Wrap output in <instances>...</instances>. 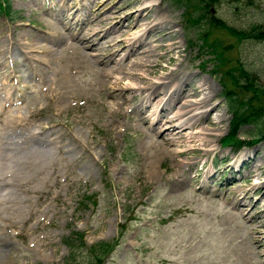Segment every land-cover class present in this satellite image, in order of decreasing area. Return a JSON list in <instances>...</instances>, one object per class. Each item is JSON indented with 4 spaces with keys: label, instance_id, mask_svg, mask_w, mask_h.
<instances>
[{
    "label": "rangeland",
    "instance_id": "374dc122",
    "mask_svg": "<svg viewBox=\"0 0 264 264\" xmlns=\"http://www.w3.org/2000/svg\"><path fill=\"white\" fill-rule=\"evenodd\" d=\"M4 1L11 11H0V264H86L85 248L70 262L63 238L80 230L86 245L115 240L130 212L134 218L127 221L109 264H264L251 222L252 215L264 214V197L257 200L264 188L255 194L249 190L250 164L239 171L231 165L242 153L264 154V138L252 136L264 114L258 126L245 123L237 131L244 141L256 138L251 148L235 151L221 143L232 117L223 91L253 104L258 100L254 89L264 94V0H201L207 14V23L199 27L206 26L204 39L197 36V26H189L183 5L149 2L164 9L173 27L170 41L158 42V57L138 55L148 64L138 78L141 84L149 85L182 61L183 71L196 74L189 88L206 78L217 90L210 122L202 120L213 144L191 133L173 145L163 143L168 132L163 138L158 126L152 130L153 107L136 114L141 94L126 93L122 102L109 96L127 79L104 76L100 60L91 55L95 50L66 30L70 24L79 28L78 38L98 39L114 20L88 16L86 0H46L45 6L35 0ZM62 1L75 14L67 25L47 14L52 11L47 5ZM114 3H131L117 20L138 6L136 0H103L102 5ZM141 22L125 20L122 30L99 41L98 52H120ZM252 31L261 37L242 34ZM42 44H55V50L37 52ZM136 57L124 59L125 68ZM200 96L198 91L185 97ZM215 114H223L221 123H214ZM222 160L230 161L213 172L211 163ZM243 195L248 207L238 206Z\"/></svg>",
    "mask_w": 264,
    "mask_h": 264
},
{
    "label": "bare ground",
    "instance_id": "6f19581e",
    "mask_svg": "<svg viewBox=\"0 0 264 264\" xmlns=\"http://www.w3.org/2000/svg\"><path fill=\"white\" fill-rule=\"evenodd\" d=\"M150 1L151 0H136L138 6H136L133 11L126 13L123 18L117 20L115 17L116 14L124 7L130 6L131 3H126L125 5H122V3H114L112 6L106 8L102 5L103 0H101L100 5L93 9V4L96 2V0H86L85 5L88 10V16H91L95 13V17H103L105 20H114L113 24L108 26L98 39H94L91 36H83L78 38L79 28H75L70 24V26H66V30L69 33V37L71 36L72 38H77L80 45L83 44L84 48H88L92 52L95 50V53L90 54L92 56L95 55L98 60H100L99 63L103 65L102 72L104 76H116V78L127 79L125 86H121L120 88H116L109 92V96L112 99L119 98L122 102L125 98L124 94L139 93L141 94V97L139 99V105L137 107L138 110L136 114L141 115L143 112L142 109L149 107V105L153 107V115L155 116L152 120V130H155L157 128L155 126H158L160 128L159 132L157 133L159 137L164 138L163 135L165 132H168L167 134H169V137L163 139L164 145H173L174 142L182 135H186V137H188L191 133H197L198 140L199 138L203 137L206 138V140H209L210 144H213L214 140L208 139L212 133L208 132L206 128L204 129L202 127V120L205 118L207 119L206 121H208L211 110L213 111L217 107L216 104L211 105V99L214 97L217 90L208 79L205 78L198 82L196 87L189 88L192 84L191 78L192 76H196V74L183 71V69H181L182 61H180L176 68L171 69L170 72L165 75L156 77L153 82L149 83V85H143L141 84L142 81L138 80V78L145 73L143 68L147 65L144 59L139 58V56L147 55L151 52V55L158 57V54L156 53V50L160 45L158 42L170 41L171 37H169V35L172 32L173 27L172 19H170L168 15H163L164 9L159 5L154 7L153 5L149 4ZM65 10L66 9L63 8V12L61 13L67 14V10ZM47 14H49L58 22L63 23L59 13L47 12ZM69 18L71 19L72 16H69ZM125 20H135L136 23L138 21H142L139 24L141 28L135 30V32L130 33L129 36L125 37V46H123L121 51L117 54L106 55L98 52L101 51L99 47V41H103L106 38L111 37L114 33H118L120 30H122ZM78 25L79 24H76V26ZM157 32L160 33L159 36L157 38H151V36ZM58 36L64 37L65 35L60 34ZM109 39L111 41L113 40L111 38ZM115 44H117L116 41L108 44V46L112 47ZM53 46H55V44H52L51 47L47 44L38 45V49L36 51L49 54V52L52 53L55 50L52 48ZM139 47L141 48L138 51ZM8 49L9 48H7L5 51L8 52ZM132 55L135 57L137 56L136 60L129 67L125 68L123 65L124 59ZM95 56L93 57L96 61H98ZM110 63H114L115 65L119 64V66L108 67V69L105 65ZM198 91L201 92L202 96L194 98L193 100L186 98L187 96H192ZM159 95L162 96L158 100L157 97ZM121 102L117 103L121 104ZM169 113L171 114L168 115ZM213 119L214 123H221L224 117L223 114H215ZM140 120L142 123H146L144 118L140 117ZM189 129L193 132H189ZM166 151H168V149ZM158 153H161V151H158ZM238 162H240L242 165L250 164L248 174L254 178V182L251 184V187H249V190H252L255 194L259 189L264 188V178H262V176H264V154L257 156L256 151H254L253 154L250 152L242 153L234 161V163ZM194 163L195 161L193 160L188 161L185 164L193 165ZM253 171L254 173L251 174L250 172ZM207 176L209 177L211 174L207 173ZM263 194L264 192L259 198H257V200H262L261 198L264 197ZM249 204L250 201L246 195L240 197L238 206L248 207ZM252 221L255 223L252 227V235L254 237V242L256 243V248L259 250L260 255L264 256V214L260 216L252 215L251 222Z\"/></svg>",
    "mask_w": 264,
    "mask_h": 264
},
{
    "label": "trees",
    "instance_id": "16d2710c",
    "mask_svg": "<svg viewBox=\"0 0 264 264\" xmlns=\"http://www.w3.org/2000/svg\"><path fill=\"white\" fill-rule=\"evenodd\" d=\"M175 4L184 6V11L188 23L190 27L197 26V36L202 37L204 39V32L206 29V26L203 28L199 27L200 22L203 21L207 23V14H206V9L204 6L203 1L201 0H172ZM213 1V0H211ZM207 3V2H206ZM0 9L1 10H6V12L9 11L10 7L9 4L6 6L2 5V2H0ZM242 34L248 36L252 35L254 37H261L259 32H249L248 34H245L242 32ZM235 75V74H234ZM245 87V85H243ZM250 88V87H249ZM246 90V89H245ZM258 99L255 104L250 102V99H245V98H238L235 96L234 92L232 90H224L223 95L226 96L228 100V110L231 112L232 117L230 119V129L227 132V135H225L222 138L223 144H234L237 146H240L242 144V141L240 137L238 136L237 130L241 127V125L245 123L249 124H257L262 118L261 115H263L264 107L262 104H264V94L259 93L256 89H254V92L252 93ZM261 116V117H260ZM256 135H261L260 138H264V123L261 126H258V129L252 132V136ZM258 138V140H260ZM75 236L73 237H67L66 238V244L69 246V248H74V250L79 247V246H84L83 243V237L82 233L80 231L75 232ZM76 241V243L74 242ZM114 242H109V241H99L95 242V244H91L88 246V253H87V258L88 262L87 264H105L104 263V258L106 254H108L113 248H114ZM74 251L71 252L73 254Z\"/></svg>",
    "mask_w": 264,
    "mask_h": 264
}]
</instances>
